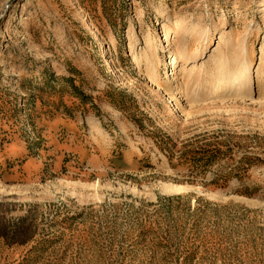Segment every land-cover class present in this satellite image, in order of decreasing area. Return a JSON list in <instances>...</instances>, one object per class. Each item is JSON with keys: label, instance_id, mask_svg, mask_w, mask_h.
<instances>
[{"label": "rangeland", "instance_id": "obj_1", "mask_svg": "<svg viewBox=\"0 0 264 264\" xmlns=\"http://www.w3.org/2000/svg\"><path fill=\"white\" fill-rule=\"evenodd\" d=\"M0 264H264V0H0Z\"/></svg>", "mask_w": 264, "mask_h": 264}, {"label": "bare ground", "instance_id": "obj_2", "mask_svg": "<svg viewBox=\"0 0 264 264\" xmlns=\"http://www.w3.org/2000/svg\"><path fill=\"white\" fill-rule=\"evenodd\" d=\"M190 38L192 37H185L184 35V37L182 38L183 40L178 42L179 50L177 53H174L172 55L170 62V64L174 68L177 67L178 60L187 63L192 58V54L189 53ZM167 42H169V39H167ZM226 48L229 51L227 54L224 55L220 54L218 58L215 57L216 59L213 62H215L216 66L212 68L213 72L210 71L208 72L209 74L205 76L202 74V72L204 71L202 70L203 68L194 71L197 68L195 67V64H191L192 68H190V70L188 69L189 71L184 75H182L181 82H177L175 84L176 85L175 89H177L181 97L184 98V103L186 104L187 109L194 108L196 106H200L204 104L206 101H208L210 98L213 97L212 96L213 91H215L216 89H220L218 94H216L215 96L217 98L230 97V96H236V97L244 96L246 92V88L248 87L249 84L247 78L248 75L251 73V62L247 60L244 61L241 59V57L239 58L238 55L232 49V46L226 45ZM102 49L104 50L105 48L102 47ZM202 51L203 49L198 50L199 53ZM175 75H176V71L174 72V76ZM149 81L151 82L152 78H149ZM211 85H213V91L211 90L208 91V88H211L210 87ZM235 85L236 87L233 92L230 89L232 86ZM228 89L230 91L226 92ZM178 104H181V102L177 97L175 99V106H177Z\"/></svg>", "mask_w": 264, "mask_h": 264}, {"label": "trees", "instance_id": "obj_3", "mask_svg": "<svg viewBox=\"0 0 264 264\" xmlns=\"http://www.w3.org/2000/svg\"><path fill=\"white\" fill-rule=\"evenodd\" d=\"M236 170H237V171H240V167H239V166L236 167ZM218 182H219V179H217V180L215 181V183H218ZM239 192H240L241 194H243V195H246V196H252V195H254L255 193H257V190H256V189L245 188V189L240 190ZM176 197H179V196H176Z\"/></svg>", "mask_w": 264, "mask_h": 264}]
</instances>
